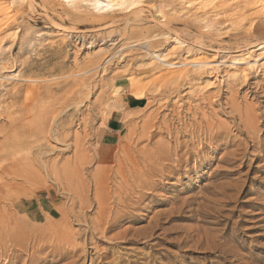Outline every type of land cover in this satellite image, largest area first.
I'll return each instance as SVG.
<instances>
[{"label": "rangeland", "instance_id": "374dc122", "mask_svg": "<svg viewBox=\"0 0 264 264\" xmlns=\"http://www.w3.org/2000/svg\"><path fill=\"white\" fill-rule=\"evenodd\" d=\"M26 1L1 0L10 21L0 26V113L14 109V97H41L42 105L28 102L18 115L47 112L48 127L27 135L26 149L4 153L0 145L2 165L12 160L13 170L26 172L17 183L30 179L16 194V213L0 204L1 213L25 223L24 232L0 231V264H264V65L262 50L251 53L264 43V17L231 26L210 18L212 10L202 20V12L187 13L173 0L162 8L144 0L134 15ZM236 76L247 82L230 86ZM205 91L211 105L195 97ZM129 99L142 104L129 110ZM228 101L238 103L242 117L253 110L254 127L241 124ZM204 119L220 126L219 138L175 141L163 128L173 134ZM112 120L117 128L110 131ZM5 129L9 122L0 116ZM182 143L194 148L150 177L149 188L122 184L118 164L130 168V160L142 163L144 149L178 152ZM100 179L112 190L121 182L139 191L123 193L126 206L111 199L104 237L90 234Z\"/></svg>", "mask_w": 264, "mask_h": 264}, {"label": "bare ground", "instance_id": "6f19581e", "mask_svg": "<svg viewBox=\"0 0 264 264\" xmlns=\"http://www.w3.org/2000/svg\"><path fill=\"white\" fill-rule=\"evenodd\" d=\"M59 1H62V2H64V4L65 3L67 4V5L66 4L65 5L69 7V11L68 12L80 13L81 9H83L80 4L85 3L86 5L88 4V6H90L92 8L93 12H95V13H97L99 15L110 13V12H112L114 10L121 11V10H124V9H129V11H128L129 15H134L136 13H141L142 8H140V5H145V4L148 5V3L144 2V0H48V2H53V3L55 2V3H57V5L59 4ZM151 1H152V3L154 5H155V3H157V7L158 8H162L163 5L165 6V4H166V6H167V4L168 5L172 4L171 0H151ZM173 1L174 2L175 1L178 2L179 3L178 5L180 6V8L182 10H185L187 13H192L193 15H195L196 13L202 12L201 13L202 16L205 17L202 20H208V16L210 15L208 10H212L211 11L212 15H211L210 18L222 17L231 26L239 25L243 21L247 20L249 18V16H252V15L258 14L259 16H261V17L263 16L264 17V0H173ZM32 2H33V0L26 1V3H29V4H31ZM152 3H150V4H152ZM150 4H149V6H150ZM86 5H84V6H86ZM59 6H60V4H59ZM256 9H257V11L253 14L252 12L255 11ZM172 12L174 13L175 9H172ZM94 18H98L97 15H95ZM9 21H10V16L6 12V7L2 6L1 0H0V26H1V24H6ZM210 22H211V19H210ZM203 24H204V21H203ZM176 43H178V41ZM261 50L263 51L262 52L263 55L260 57L259 61L263 62L260 65H264V43L256 45L255 49L252 50L251 53H253L255 51H261ZM233 56H234V58L231 59V62L234 65V64L238 63L239 60H236V59L237 58L240 59L241 55L239 53H236ZM260 65L258 64V66H260ZM197 70L198 69H196V71ZM207 71H208V69H207ZM233 80L234 81L229 84L230 86L232 85L233 87L234 86H238L239 84L240 85L244 84V83L247 82V78L244 77V76L243 77L236 76V77L233 78ZM240 85H239V87H240ZM0 87H2L1 83H0ZM233 87H231V88H233ZM24 97H25L24 100L17 99V97L12 98L10 102H11V105L14 106V109H12L11 112H6L4 114L0 113V116H3L4 118H6V122H9V125H10V129L9 130L8 129L0 130V137H1L0 145L4 146V153H6V152L9 153L11 150L16 151L17 147L20 150L22 148L26 149V145H25L26 136L30 135V134H36V133H38L40 131H45L46 128L48 127L47 112L41 113L36 119L24 118L21 115H18L21 112H23V110L28 108L27 107V103L28 102L34 103L36 105H42L45 102V99L41 98V97L40 98H29L30 97L29 95L24 96ZM195 97H199L198 100L200 101V103H203V104L205 103L206 105H211V101L213 99V96L210 95L208 93V91H205V93L200 94V95L195 96ZM230 97H232V96H230ZM1 99L2 98H0V100ZM134 99H140V97H138L135 94ZM3 102H4V99H2L0 101V105ZM228 104H229V101H228ZM237 104L234 101H232L229 104V108L228 109L231 110L230 112L232 114L236 113L238 115V117H239L240 123L243 124L244 126L254 127L253 126L254 119H253V116L251 114V112L253 110L251 112H248L246 115L244 114V117H242L241 116L242 115L241 114V112H242L241 107H239ZM0 108H1V106H0ZM209 121L210 120L203 121V122H205L204 124H202V122L198 123V125H196V128L198 129V131L196 130L195 125H193V124H189L188 126L185 125V127L183 126L184 129H183L182 132H180L177 129L178 131L177 132L173 131V134H171L170 131L167 129L168 127H166V124H165V127H163V128H165V130H167L166 132H167L168 136L172 135V137L175 139V141H178L179 137L182 138L184 136H188L189 138H191V140H194L195 138L198 140V139H200L202 137L204 139L209 140V142H210L214 138H219L221 134H220V131H219L220 130V126L218 124H214L213 121H212L213 123L209 122ZM195 132H197L199 134H195ZM81 141L82 140H80L78 138L75 141V144L78 146L81 143ZM39 142H41V141H39ZM182 144L183 145L178 144L179 145V147H177V148H179L178 152H177V150H175V151H171L172 153L170 151H168V149L167 150H164V148L161 149V147H159L158 150H156V151H154L152 153L151 152L148 153L149 151L144 149V150H142L140 152L144 156V159H143L142 163H138L135 160H133L132 163H131L130 162L131 160H130L129 161L130 168H125L126 165L124 167L123 164H121V163L118 164L117 165V170L116 169L115 170L118 172L119 177L121 178L120 180H121L122 184L124 183V184L128 185V182L131 180L134 183L132 185H134L136 189H141L142 190V189L149 188L148 182H150V181H148V180H149L150 177L153 178L154 175L155 176L156 175H160L162 171L164 172V169H166L168 167L167 163L180 164L181 160L184 158V156L188 155L187 152H182L183 149L185 151V149L187 150V149L190 148V150H192L194 148V147H192V145L191 146L189 145L190 146L189 147L188 145H185V143H182ZM41 145H40V147H41ZM42 147L43 148H41V149L43 150L44 146L42 145ZM38 151L40 152V150H38ZM42 153L43 152H41L40 154H42ZM4 158L5 157L2 156L1 157V161H0L1 162L0 163V204H1V202L6 201L9 204L10 208H12V210H14V213H16V210L17 209L19 210L22 207V203L19 202V200L15 199L16 194H17L18 191L19 192L22 191L21 193L26 192V186H25L26 184L25 183H29L30 179L29 180L28 179H25V180L22 179L23 181L21 183L19 181H18L19 183H17L16 179L23 177V175L26 172L23 169H15V170H13V167L15 166V164H14L15 162L12 161V160L8 162L7 166L6 165L3 166L2 163L7 161ZM37 158L40 159L39 156ZM35 161H37V160H35ZM100 163H101L100 168L105 170V168H107L106 162H100ZM43 165L44 164L41 165L42 168H43ZM41 166H40V168H41ZM139 166L145 167L144 168L145 171L144 170H140L141 168ZM63 167L67 169V167L65 165H63ZM74 169L75 168H72V170H74ZM44 170H45L46 173H48L51 169H48L47 168V164H45ZM83 170H84L83 167H81V169L79 170L80 173ZM116 171H115V173H116ZM125 172H127L129 174L130 178H127L128 176H127V174ZM105 176H106V174H105ZM29 178H30V175H29ZM114 178H112V179H114ZM117 179H118V177H117ZM103 181H104V179H100L99 181H97L98 183H101V184L97 185L96 192L94 194V200H95L94 202L96 203V206H97V213H96L97 216L94 218L93 226L90 228L91 236L94 235L93 233H95V235H99L101 237H104V235L111 228V221H110V209H111L110 208V203L112 201L111 199L114 198L121 206H124L126 204L125 203L126 200L124 199L125 201H121L120 198H122L123 193H127L130 190V189H128L130 186L125 188L126 190L123 189V185L122 184H121L122 186L120 185L121 182L117 185V188L112 190V189H110L111 187L109 188L107 186L108 183L107 182L104 183ZM109 181H112V180H109ZM152 185H154V184H152ZM84 186H85V184H84ZM29 187H31V186H29ZM135 188H133V189L131 188L132 190H130L132 192V195H133V193H135L137 195V193L139 192V191H137V193H136L134 191ZM120 208H122V207H120ZM77 211H79V210H77ZM112 211H113V209H112ZM128 214H129V212H128ZM115 215H117V214H115ZM9 228H12V231H13V228H14V232L13 233H15V232L19 233V232H22V231L24 232L25 223H22L19 219L15 218V216L12 213H9L7 211H5L4 213L0 212V231L8 230ZM10 232H11V230H10ZM18 244L19 243H17V245ZM11 245H13V243ZM5 246H7V245H5ZM21 246H23V245H21ZM28 248L30 249V247H28ZM20 251H22V250H20ZM26 251H28V250H26ZM23 252L25 253V251H23ZM0 256L2 257L3 255H0ZM4 260H6L5 257H4ZM5 262L7 263V261H5Z\"/></svg>", "mask_w": 264, "mask_h": 264}, {"label": "crops", "instance_id": "0c3cea01", "mask_svg": "<svg viewBox=\"0 0 264 264\" xmlns=\"http://www.w3.org/2000/svg\"><path fill=\"white\" fill-rule=\"evenodd\" d=\"M142 104V102H139L137 100H134V99H129L126 101V107L129 109V110H134V109H137L140 107V105ZM108 126H109V130L110 131H113L114 129L117 128V122L112 120V121H108Z\"/></svg>", "mask_w": 264, "mask_h": 264}]
</instances>
